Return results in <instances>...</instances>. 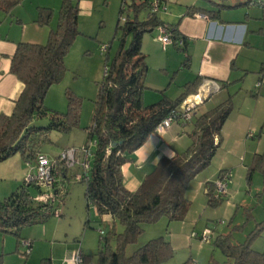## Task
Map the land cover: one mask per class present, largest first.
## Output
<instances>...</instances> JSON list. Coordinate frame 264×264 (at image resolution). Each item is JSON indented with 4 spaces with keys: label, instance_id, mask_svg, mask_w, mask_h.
<instances>
[{
    "label": "trees",
    "instance_id": "1",
    "mask_svg": "<svg viewBox=\"0 0 264 264\" xmlns=\"http://www.w3.org/2000/svg\"><path fill=\"white\" fill-rule=\"evenodd\" d=\"M20 1L0 0V11L9 12ZM250 1L240 0L233 4L232 0H207L210 8L190 5L185 14L200 12L214 19L219 18L222 8L236 5L259 7L251 5ZM143 8L148 11L140 19ZM127 10L132 12L133 17L124 16L123 25L117 24L116 32L119 30L122 34L114 56L110 57L108 53L110 45L105 52L106 71L99 83L91 124L86 127L87 140L84 144L93 140L95 145L91 149L90 176L85 182L84 195L87 201L93 202L97 214H110L123 226V231L115 235L114 248L107 237H100L103 243L96 253L98 264H159L173 255L170 241L162 236L148 240L130 256L124 255V248L143 231L142 222H152L161 216L178 220L184 218L190 205L185 197L186 186L210 164L220 145L221 129L231 111V98L204 113L193 114L188 121L193 127L189 132L191 142L187 149L178 156L159 158L139 186L134 191L127 190L122 182L121 166L128 155L142 145L171 110L177 108L190 93H196L198 85L197 79H194L186 83L184 90L173 100L161 97L157 102L143 103L148 65L141 50V39L164 22L149 11V0L138 3L132 0L130 5L122 0L119 13ZM78 12L77 2L61 0L56 22L52 26L53 10L37 7L35 22L50 28L46 43H17L10 58L9 71L22 82L23 89L14 102L11 114H0V163L19 155L35 167L37 154H46L40 147L49 141L51 131L67 132L78 126L80 101L71 92L66 91L67 109L64 112L52 111L44 105L50 86L61 80L66 70L65 57L80 33ZM177 25L170 28L173 39L179 37ZM125 36H130L127 45ZM44 116H49L47 125L34 124L36 119ZM255 170L264 176V150L253 155L247 169L248 181ZM67 171L62 163L56 162L53 167L55 182L51 190L23 179L15 190L0 198V233H11L17 238L16 251L23 240L20 236L23 227L43 223L50 216H55L58 210L55 203L62 201L55 184L57 177L65 176ZM222 171H219L218 178ZM205 185L208 203L217 205L218 200L212 197L214 184L206 182ZM43 195L46 197L39 199ZM216 243L231 261L230 264H264V252L253 250L249 240L232 244L228 236L220 235ZM30 244L31 252V241ZM84 259L86 264L90 263L88 255L84 254ZM37 264L53 263L51 258L45 257ZM181 264L194 262L188 259Z\"/></svg>",
    "mask_w": 264,
    "mask_h": 264
},
{
    "label": "rangeland",
    "instance_id": "2",
    "mask_svg": "<svg viewBox=\"0 0 264 264\" xmlns=\"http://www.w3.org/2000/svg\"><path fill=\"white\" fill-rule=\"evenodd\" d=\"M73 1L77 2L79 7L80 33L65 57L66 70L61 80L48 89L44 105L52 111L64 112L67 109L66 91L71 92L80 101L79 123L67 132L56 130L50 132L49 141L44 142L40 147V150L50 157L57 156L67 147H82L86 142V127L91 124L99 83L104 75L106 54L101 52V48L110 45L108 53L113 57L120 45L122 34L119 30L116 32L117 24L123 25L124 16L133 17L132 12L128 10L119 13L122 0ZM126 1L128 5L132 3V0ZM142 1L135 0L137 3ZM163 1L167 11L175 9L179 2V0ZM184 1L187 0H180L179 3ZM196 1L197 5L209 7L207 0ZM37 2L21 0L18 10L30 6L34 9L38 4L51 8L57 16L61 0H37ZM24 10L28 12L27 9ZM147 11L146 8L140 11V19L146 16ZM125 37L127 45L130 36ZM179 54L183 60V51ZM150 57L153 61V55L150 54ZM170 59L174 61V58ZM151 61L147 64V72L158 74L155 64ZM184 72L186 74V71ZM183 74V72L178 73L176 81H180ZM259 75L256 82L259 80ZM250 76L248 75V78ZM255 83L254 87L250 83H247L249 86L246 84L252 92L248 91L246 95L242 94L240 97L230 99L231 111L221 129L220 145L210 164L186 186L185 197L190 201V205L184 218L178 220L161 216L152 222H142L143 231L133 242L125 246V256H130L148 240L159 236L169 240L173 248V255L159 264H181L188 259L194 264H230L231 261L216 243L220 235L228 236L232 244L249 240L253 250L264 252V176L255 170L250 181L247 180V169L253 155L264 150V84L260 86V90H257ZM217 92L212 93L215 97L208 103V107H214L221 101L216 97L220 94ZM48 121L49 116H44L36 119L34 124L45 126ZM232 139H240V143L233 144ZM222 160L227 163L224 166L227 170H223L220 176L227 177L226 193L218 194L215 183L220 178L218 173ZM27 168L30 170V167ZM30 173L33 174L28 171L26 175ZM82 173V170L75 165L68 169L65 176L57 177L62 201L60 203L57 201L55 208L61 212L60 216L52 215L43 223L28 225L20 230L21 238L32 241L29 255L22 254L25 249L22 245L20 247L18 245V252L16 251L17 238L13 234L0 233V264H37L45 257L53 260L68 247L74 250L80 248L89 256L91 264H98L96 253L103 243L100 240L99 230L104 231L103 237H107L109 244L115 247V235L123 231V226L110 214L96 213L93 202L85 198V182L75 178L77 174ZM205 177L214 184L212 197L218 200L217 205L208 203L206 183L200 185ZM21 180L14 185L12 182L9 183L8 179L0 181V189H5V191L0 190L1 198L15 190ZM205 228L212 231L210 243H204L199 238Z\"/></svg>",
    "mask_w": 264,
    "mask_h": 264
},
{
    "label": "crops",
    "instance_id": "3",
    "mask_svg": "<svg viewBox=\"0 0 264 264\" xmlns=\"http://www.w3.org/2000/svg\"><path fill=\"white\" fill-rule=\"evenodd\" d=\"M239 1L232 0V3L236 4ZM179 2L175 9L159 11L157 16L170 27L178 23L176 31L184 39L182 47L173 43L163 46L158 40L157 28L151 33L144 34L141 39V50L146 56L147 64L151 61L150 54L153 55L154 59L151 62L158 70V74L146 72L145 88L142 93L143 103L151 104L161 97L173 100L184 90V85L194 79L198 82L196 91L204 80L216 82L219 85L217 93L220 94L216 95L221 100L219 103L228 97L236 98L242 94L246 95L248 91H251L250 87L247 88L248 84L254 87L264 63V10L257 6L236 5L222 8L219 11V18L213 19L200 12L194 15L185 14L190 5L210 8V4L206 7L197 5L196 0ZM19 4L21 3L15 5L9 12L0 11V114L7 115L11 114L14 102L23 89L22 82L9 71L10 58L15 52L17 43L44 44L50 30L49 26H40L35 22L37 7L44 6L37 4L34 9L30 6V8L23 7V10L19 11ZM24 9L28 12L26 13ZM55 16L54 14V18ZM53 20L50 24L52 26L55 24ZM180 51L184 53L183 60L180 57ZM170 58H174V61ZM180 72L184 73L182 79L176 81L177 74ZM248 75L251 76L248 78ZM172 85H174L173 90ZM257 90H260V87ZM194 94V92L190 93L186 99L191 100L190 97ZM213 97L215 96L211 93L204 99L194 114L204 113L214 108L216 105L208 107ZM192 127V122L185 124L173 122L162 133L152 132L122 164L124 187L134 191L159 158H171L183 153L190 145L189 132ZM232 143L239 144L240 139H232ZM225 164H227L225 160H222L219 169L227 170L224 167ZM26 165L30 167V170ZM28 171L34 172V164L28 163L19 155H14L0 163V181L8 179L9 183L12 182L14 185L20 179L23 181ZM203 182H210V180L205 177L200 185ZM55 185L59 187L58 181ZM0 190L5 191L3 188ZM73 250L72 247L65 248L59 256L53 258L52 263L61 264L62 259Z\"/></svg>",
    "mask_w": 264,
    "mask_h": 264
},
{
    "label": "built area",
    "instance_id": "4",
    "mask_svg": "<svg viewBox=\"0 0 264 264\" xmlns=\"http://www.w3.org/2000/svg\"><path fill=\"white\" fill-rule=\"evenodd\" d=\"M251 5L256 4L260 8L264 9V0H251ZM166 10V5L163 0H149V11L157 14L159 11ZM158 40L163 46L173 43L178 47L184 45V39L179 36L173 39L170 33V26L166 23L160 24L157 27ZM108 49V45H104L101 48V52L105 53ZM106 69L104 68V72ZM264 84V69L260 71L259 80L255 83V88L258 89ZM219 85L212 81H203L197 88L194 98L191 100L185 99L177 108L171 110L153 129V133L159 134L166 130L173 122L187 123L192 118L194 111L198 105L203 102L211 93L217 91ZM196 97V100H195ZM217 140V139H216ZM95 145V141H89L88 144H84L82 147L74 148L67 147L61 151L57 157L50 158L44 153H38L35 159V167L33 174L30 173L25 176L27 182L32 181L39 185L51 190L52 185L55 182L53 167L56 162L62 163L66 169L77 165L81 170L82 174H77L75 178L79 181L86 182L89 179L88 172L90 168L91 149ZM108 152V150H107ZM30 163V162H28ZM226 175L219 178L215 183V188L218 194L226 193ZM43 195L39 199L45 198ZM55 216H59V211L55 212ZM100 237H103L104 231L99 230ZM212 231L209 228H205L200 235V240L204 243L211 242ZM21 245L25 248L22 251L23 255L30 253V241L23 239ZM61 264H86L84 254L80 248L73 250L68 256H65ZM91 264V263H89Z\"/></svg>",
    "mask_w": 264,
    "mask_h": 264
},
{
    "label": "bare ground",
    "instance_id": "5",
    "mask_svg": "<svg viewBox=\"0 0 264 264\" xmlns=\"http://www.w3.org/2000/svg\"><path fill=\"white\" fill-rule=\"evenodd\" d=\"M190 98H193V96H191ZM196 98V97H195Z\"/></svg>",
    "mask_w": 264,
    "mask_h": 264
},
{
    "label": "water",
    "instance_id": "6",
    "mask_svg": "<svg viewBox=\"0 0 264 264\" xmlns=\"http://www.w3.org/2000/svg\"><path fill=\"white\" fill-rule=\"evenodd\" d=\"M201 83H202V82H201ZM199 86H200V85H199ZM199 86H198V87H199Z\"/></svg>",
    "mask_w": 264,
    "mask_h": 264
}]
</instances>
